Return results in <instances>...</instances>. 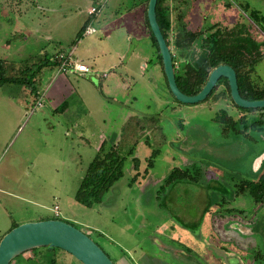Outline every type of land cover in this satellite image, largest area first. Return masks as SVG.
I'll list each match as a JSON object with an SVG mask.
<instances>
[{"label":"rangeland","instance_id":"obj_1","mask_svg":"<svg viewBox=\"0 0 264 264\" xmlns=\"http://www.w3.org/2000/svg\"><path fill=\"white\" fill-rule=\"evenodd\" d=\"M138 1L0 0V59L7 76L58 54H71L91 69L81 75L59 72L58 66L42 68L38 100L20 85L0 86V239L14 226L56 219L89 236L114 264L119 258L129 264H154L151 259L264 264V203L255 204L247 193L235 195L240 181L264 173V134L223 135L214 120L217 111L224 109L233 119L244 114L224 83L214 92L225 94L217 101L185 105L175 100L155 64L143 6L134 5ZM91 7L98 10L92 16ZM252 12L264 18V0H181L170 16L175 28L184 25L197 33L214 25L238 28L236 36L264 43L262 24ZM88 25L96 32L84 35ZM175 30L171 44L180 35ZM200 45L197 38L183 51L185 59L202 60L206 53ZM261 54L251 76L260 86L264 47ZM176 134L182 137L175 139ZM101 147H114L125 157L124 176L102 202L86 208L75 194ZM152 151L158 153L148 177L130 185L132 158L139 159L141 172ZM191 166L201 170L200 181L191 193L178 190L179 195L195 193L191 206H159L154 192L142 191L161 183L174 167ZM205 197L210 211L195 223ZM51 258L55 264H81L62 250L51 253L44 247L13 264H49Z\"/></svg>","mask_w":264,"mask_h":264},{"label":"trees","instance_id":"obj_2","mask_svg":"<svg viewBox=\"0 0 264 264\" xmlns=\"http://www.w3.org/2000/svg\"><path fill=\"white\" fill-rule=\"evenodd\" d=\"M179 1V4H181V0ZM176 2V0H157L155 12L160 31L171 53L174 76L179 90L188 96L196 95L203 88L208 79L209 73L214 68L220 65H228L232 67L236 73L239 94L243 99L248 101L264 99V85L260 86L251 79L254 66L261 56H263V54H261V49L264 47V43H258L255 39L247 35H243L242 37L236 36L238 28L229 30L221 29L214 25L206 31L197 33L187 29L184 25H181L176 27L178 29V33L180 34H178L179 38H175L171 44L173 31H176L177 33L170 16L171 12L177 10V6L179 4L173 5ZM143 3L145 7H147L148 0H144ZM252 17L262 24L261 31L264 34V18L259 16L257 12H252ZM176 18L179 19L180 15L176 14ZM145 25L148 29L151 44L155 49V64L159 65L161 71L163 72L161 55L156 40L148 25L146 9ZM197 38L200 39L201 51H204L206 55L202 58V60H199L197 64H195L185 59L186 54L184 52H186V49L195 43ZM172 47L180 54L178 57L175 53H173ZM60 55L63 54L56 55L52 61L49 58H44L32 68H23L22 71L11 76H7L8 74L5 60L0 59V86L4 84L20 85L27 90L35 100H38L41 96V92L38 89V79L40 77L41 69L44 67H59ZM178 59L181 61L177 65ZM221 83L226 85L228 97L233 103L230 98L228 82L225 78H220L217 81L213 90L202 102L207 101L209 98H214V100L217 101L220 97H224V93H220L219 95L214 94L216 88ZM234 106L237 110L244 113L242 115H238L237 119H233L224 109L218 110L215 114L214 120L219 123L223 135L229 133L243 134L247 130L261 132L264 134V108L241 109L235 104ZM246 113H257V115L249 118ZM133 150V148L130 149L127 154L131 155ZM157 153L158 151H152L151 155L145 159L146 167L141 172L138 170L139 159L137 157L132 158L135 173L130 180V185L136 179L146 180L148 170L153 167V158L157 155ZM124 159L125 157L120 156L114 147L108 150L101 147L82 176L81 182L75 194L76 201L86 208H91L102 202L104 195L123 178ZM201 175V170L195 168L194 166L186 169L174 167L155 188L154 198L156 204L159 206L167 204L168 206L175 208V210L177 208L176 204H190L191 206L195 199V193L190 194V196L179 195L178 190L182 189L185 193H191V187H195V185L192 186V184L199 182ZM235 187L236 196L247 193L255 204L264 203V173H261L254 181L242 180ZM205 200L206 202L204 205L206 206L201 207L200 205L199 212L197 216L195 215L194 220L198 219V217H202L210 211L208 209L210 202L207 197H205ZM44 248L51 253L55 250H60L54 247ZM38 249L39 248L32 249L31 252L34 254V252ZM16 258H14L10 264H13ZM49 264H55L54 258L50 259Z\"/></svg>","mask_w":264,"mask_h":264},{"label":"water","instance_id":"obj_3","mask_svg":"<svg viewBox=\"0 0 264 264\" xmlns=\"http://www.w3.org/2000/svg\"><path fill=\"white\" fill-rule=\"evenodd\" d=\"M157 0H148L146 17L161 55L163 72L172 96L179 103L193 105L202 102L213 90L220 78L227 79L233 103L242 109L264 108V99L248 101L239 94L236 73L228 65L214 68L203 88L196 95L183 94L175 80L172 57L156 20ZM54 247L60 249L81 264H114L107 254L85 233L62 220H43L18 225L0 239V264L10 262L35 248Z\"/></svg>","mask_w":264,"mask_h":264},{"label":"built area","instance_id":"obj_4","mask_svg":"<svg viewBox=\"0 0 264 264\" xmlns=\"http://www.w3.org/2000/svg\"><path fill=\"white\" fill-rule=\"evenodd\" d=\"M97 9L95 7H91L87 12L88 15L92 16L97 13ZM95 29L88 25V27L84 31V35H90L95 33ZM60 64L58 67L59 72H68V73H78L81 75L90 73L91 69L89 66L79 62L76 58H72L71 54L65 56V55H60L59 56ZM37 107L41 106L40 102H37ZM53 211L58 213V207L54 206Z\"/></svg>","mask_w":264,"mask_h":264},{"label":"crops","instance_id":"obj_5","mask_svg":"<svg viewBox=\"0 0 264 264\" xmlns=\"http://www.w3.org/2000/svg\"><path fill=\"white\" fill-rule=\"evenodd\" d=\"M143 1L144 0H139L138 1V3L137 4H134L135 6L136 5H138V6H143V11H144V14H143V18H144V24H145V9L147 8V7H145V5H144V3H143ZM177 2L176 3H174L173 5H177V4H179V0H176ZM134 6V7H135ZM90 9V8H89ZM146 26V25H145ZM85 75V74H84ZM253 116H256V114H253V115H251V114H249V115H247V117H249V118H251V117H253ZM182 136H180L179 135V137H178V135L176 134L175 135V139H178V138H181ZM148 177V176H147ZM157 182V181H156ZM159 181H158V184L155 186H149V184H147L146 186H145V188L142 190V191H145L146 192V190H151L152 192H154V189L159 185ZM152 197H153V195H152ZM163 205V204H162ZM199 221V220H198ZM194 222L195 223H197V221H195L194 220ZM210 236L212 237V234H210ZM213 243V242H212ZM215 246H217L218 248H220V249H223V247L222 246H220V245H218V244H216ZM151 261H153L154 262V264H165V263H161V262H159V261H157V260H155V259H151ZM117 264H129L125 259H120L119 258V260H118V262H117Z\"/></svg>","mask_w":264,"mask_h":264}]
</instances>
